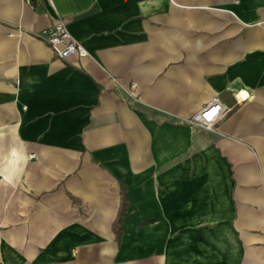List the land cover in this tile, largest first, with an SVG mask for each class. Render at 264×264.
<instances>
[{
    "label": "crops",
    "instance_id": "0c3cea01",
    "mask_svg": "<svg viewBox=\"0 0 264 264\" xmlns=\"http://www.w3.org/2000/svg\"><path fill=\"white\" fill-rule=\"evenodd\" d=\"M0 264H264V0H0Z\"/></svg>",
    "mask_w": 264,
    "mask_h": 264
},
{
    "label": "built area",
    "instance_id": "2783aa9c",
    "mask_svg": "<svg viewBox=\"0 0 264 264\" xmlns=\"http://www.w3.org/2000/svg\"><path fill=\"white\" fill-rule=\"evenodd\" d=\"M49 5L54 10L50 1ZM41 36L44 38L50 50L61 61H67L72 57L85 58L88 56L83 45L74 40L69 34L67 21L58 15H56V19L52 25L41 31ZM226 112L219 100L213 99L208 105L188 119L186 123L189 126L209 131L213 123L225 115Z\"/></svg>",
    "mask_w": 264,
    "mask_h": 264
}]
</instances>
